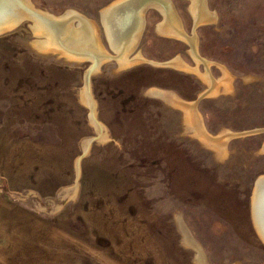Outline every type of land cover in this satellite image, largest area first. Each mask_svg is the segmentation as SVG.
Wrapping results in <instances>:
<instances>
[{
    "label": "rangeland",
    "instance_id": "374dc122",
    "mask_svg": "<svg viewBox=\"0 0 264 264\" xmlns=\"http://www.w3.org/2000/svg\"><path fill=\"white\" fill-rule=\"evenodd\" d=\"M114 1L30 0L94 21L109 56L100 11ZM170 1L201 59L159 34L163 15L149 9L132 52L147 60L101 61L88 88L90 59L37 50L30 21L0 35V264H264L251 210L264 177L253 134L264 132V0H207L214 19L197 37L190 0ZM174 58L190 70L150 63ZM205 63L231 78L197 102L209 135L234 134L220 154L162 96L195 102Z\"/></svg>",
    "mask_w": 264,
    "mask_h": 264
},
{
    "label": "bare ground",
    "instance_id": "6f19581e",
    "mask_svg": "<svg viewBox=\"0 0 264 264\" xmlns=\"http://www.w3.org/2000/svg\"><path fill=\"white\" fill-rule=\"evenodd\" d=\"M190 2V10L195 19L192 35L195 37L196 31L194 28L196 25L203 24L206 21L212 22L214 14L208 10L207 0H190ZM150 8L157 9L159 13H162L160 15H163L162 22L157 26V32L187 42L192 49L193 56L201 59L195 50L197 39L185 34L182 22L170 0H116L104 7L100 11L101 21L110 47L116 53L114 56H109L104 51L105 49L103 50L101 39H99L100 28L96 26L94 21L74 10H67L59 16H54L46 11L41 12L31 4L30 0H0V32L12 30L21 20L29 19L31 20V29L39 39L36 42L34 41L35 48L41 49V52L58 53L65 60L80 61L84 59V57H81L80 52L86 50L94 54L95 61L101 62L113 58L119 62L120 68H126L147 60L139 53L135 56L132 55V52L139 45L146 25L145 15ZM175 58L172 61L150 63L166 64L183 70H190L178 58ZM205 66L206 72L202 77L209 84V88L198 97L215 95V93L221 92L219 91L221 88L223 91H228L231 85L229 75L225 72L222 77L223 80L216 81L209 73V65L205 63ZM85 81V86L88 88V80ZM86 93V102L93 113L95 104L89 100L88 97L90 96ZM164 93L162 94L163 97L184 111L188 124L200 139L209 143L218 154L224 151L223 147L228 138L234 136V134L226 132L217 137H212L204 128L197 110V100L189 103ZM91 120L94 121V117ZM97 127L100 131L102 130L100 124H97ZM85 144L87 145V142ZM251 210L254 226L264 242V177H260L255 184Z\"/></svg>",
    "mask_w": 264,
    "mask_h": 264
},
{
    "label": "water",
    "instance_id": "95a60500",
    "mask_svg": "<svg viewBox=\"0 0 264 264\" xmlns=\"http://www.w3.org/2000/svg\"><path fill=\"white\" fill-rule=\"evenodd\" d=\"M151 9V8H150ZM100 17H101V12H100ZM31 21V20H29V19H23V20H21L20 22H18V24L16 25V27L15 28H17V27H19L24 21ZM194 23H195V19L193 18V25H194ZM101 25H102V21H101ZM200 25H203V24H199V25H196V27L194 28V30L196 31V29L200 26ZM102 27H103V25H102ZM15 28H13V29H15ZM12 29V30H13ZM104 29V28H103ZM11 29H9V30H5V31H2V32H0V35L1 34H4V33H7V32H9V31H12ZM105 32V31H104ZM105 36H106V33H105ZM106 39H107V36H106ZM107 41H108V39H107ZM108 43H109V41H108ZM109 46H110V44H109ZM37 49V48H36ZM37 50H39V51H41V49H37ZM80 55H81V57H84V59H82V60H80V61H76V62H82V61H84L85 59H90L91 60V62H92V67H90V69L88 70V72L86 73V79L88 80V78H89V76H90V74H92L93 72H94V70L96 69V67H97V64L99 63V61H95V57H94V54H92L91 52H89V51H86V50H83V51H81L80 52ZM100 60V59H99ZM102 60V59H101ZM153 65H156V66H160V67H165V66H168V67H172V66H169V65H166V64H155V63H153ZM203 97V96H202ZM201 100V97L199 98H197V101H200ZM253 134H263L264 135V132H257V133H253ZM253 134H251V135H253ZM240 136H242V134L240 135ZM249 136V135H248Z\"/></svg>",
    "mask_w": 264,
    "mask_h": 264
},
{
    "label": "crops",
    "instance_id": "0c3cea01",
    "mask_svg": "<svg viewBox=\"0 0 264 264\" xmlns=\"http://www.w3.org/2000/svg\"><path fill=\"white\" fill-rule=\"evenodd\" d=\"M162 22V21H161Z\"/></svg>",
    "mask_w": 264,
    "mask_h": 264
}]
</instances>
